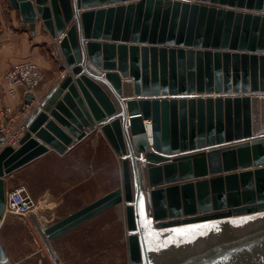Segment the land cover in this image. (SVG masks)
<instances>
[{"label": "water", "instance_id": "water-1", "mask_svg": "<svg viewBox=\"0 0 264 264\" xmlns=\"http://www.w3.org/2000/svg\"><path fill=\"white\" fill-rule=\"evenodd\" d=\"M8 1L67 72L0 151V217L10 174L98 129L122 186L39 228L55 264L52 240L118 204L130 264H264V0Z\"/></svg>", "mask_w": 264, "mask_h": 264}, {"label": "crops", "instance_id": "crops-1", "mask_svg": "<svg viewBox=\"0 0 264 264\" xmlns=\"http://www.w3.org/2000/svg\"><path fill=\"white\" fill-rule=\"evenodd\" d=\"M21 22L19 12L10 6L9 1L0 0V110L5 106H11L14 109L13 120L15 123L24 122L37 104L27 105L26 92L23 89L18 90L16 97H11L6 92L4 75L12 64L30 59L41 66L44 71V82L38 91L40 101L67 72L64 69V58L57 49L56 41L49 32L41 27L40 22H38L35 34L28 27L21 26ZM26 106H30V111L27 113L25 112ZM92 139L110 145L102 132L97 129L82 140L75 142L65 153L49 151L14 172L25 173L50 154L66 156L80 144ZM8 178H6V189L10 191L14 188V184ZM57 206L59 204L38 205L25 215L7 213L4 217L1 216L3 217V226L0 231V239L10 259V264H55L39 228L44 229L61 219H56ZM45 212L54 214L47 216ZM83 224L51 241L62 264H71L73 256L81 258L80 264H93L100 252L108 250L106 247L104 250H99L95 246L93 237L89 235L81 237L75 235L81 231ZM67 253L70 254V258H67Z\"/></svg>", "mask_w": 264, "mask_h": 264}, {"label": "rangeland", "instance_id": "rangeland-1", "mask_svg": "<svg viewBox=\"0 0 264 264\" xmlns=\"http://www.w3.org/2000/svg\"><path fill=\"white\" fill-rule=\"evenodd\" d=\"M8 177L14 188L24 185L29 190L36 206L59 204L56 219L122 186L118 156L110 145L95 139L80 144L66 156L50 154L29 171L13 172ZM124 214L122 204L113 206L83 224L81 231L75 234L77 237H93L99 250L108 248L99 253L93 264H130ZM67 258H70L69 253ZM80 260V257L73 256L71 264H80Z\"/></svg>", "mask_w": 264, "mask_h": 264}, {"label": "built area", "instance_id": "built-area-1", "mask_svg": "<svg viewBox=\"0 0 264 264\" xmlns=\"http://www.w3.org/2000/svg\"><path fill=\"white\" fill-rule=\"evenodd\" d=\"M64 75L65 74H63L62 77H64ZM43 82V69L38 63L30 59H25L12 64L4 75L6 92L11 97H16L18 90L23 89L26 93L32 92L34 94L32 104L36 103L37 105L41 103L38 99V91ZM29 107L30 106H26V113L30 111ZM13 113L14 109L11 106H5L0 110V151L8 145L14 147L20 146V141L26 131L24 122L15 123L13 120ZM147 122L148 121H146V123ZM35 206L36 202L29 190L24 185H20L7 191L6 208L3 217L7 213L25 215L33 210ZM3 217H0V231L3 226ZM0 264H10V259L7 256L1 239Z\"/></svg>", "mask_w": 264, "mask_h": 264}, {"label": "bare ground", "instance_id": "bare-ground-1", "mask_svg": "<svg viewBox=\"0 0 264 264\" xmlns=\"http://www.w3.org/2000/svg\"><path fill=\"white\" fill-rule=\"evenodd\" d=\"M147 133H148L149 139L152 140L153 130H152V125L149 121L147 122Z\"/></svg>", "mask_w": 264, "mask_h": 264}, {"label": "snow or ice", "instance_id": "snow-or-ice-1", "mask_svg": "<svg viewBox=\"0 0 264 264\" xmlns=\"http://www.w3.org/2000/svg\"><path fill=\"white\" fill-rule=\"evenodd\" d=\"M234 223H236L237 221H233ZM192 227H197V226H192ZM177 232H180V233H183L184 231H186V230H184V229H177L176 230Z\"/></svg>", "mask_w": 264, "mask_h": 264}]
</instances>
